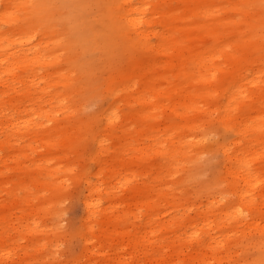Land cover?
Segmentation results:
<instances>
[{
  "label": "rangeland",
  "instance_id": "obj_1",
  "mask_svg": "<svg viewBox=\"0 0 264 264\" xmlns=\"http://www.w3.org/2000/svg\"><path fill=\"white\" fill-rule=\"evenodd\" d=\"M0 62V264H264V0H0Z\"/></svg>",
  "mask_w": 264,
  "mask_h": 264
},
{
  "label": "bare ground",
  "instance_id": "obj_2",
  "mask_svg": "<svg viewBox=\"0 0 264 264\" xmlns=\"http://www.w3.org/2000/svg\"><path fill=\"white\" fill-rule=\"evenodd\" d=\"M126 1L129 2V0H126ZM130 6H131V5H130ZM139 9H140V8H138V7H133V6H131L130 9H129V12H127L126 17H127L128 15H131L133 12H135V11H137V10H139ZM146 10H148V8H146V9H142V11H144V12H146ZM154 11L157 12V11H158V8H155ZM144 12H143V13H144ZM156 14H158V12H157ZM126 17H125V18H126ZM128 22H129L131 25H134V26H136V25L141 26L142 23L144 22V19H143V18H131V19H128ZM140 32H141V31H140ZM188 37L191 39V34L188 33ZM160 46L162 47V45H160ZM38 54L42 55L43 52H42V51H39ZM180 59H181V58H180ZM0 63L2 64L3 62H0ZM199 63L202 65L201 62H199ZM182 68H183V67H182ZM241 92H242V91H241ZM179 103H182V105H183L186 109H187V108H193L194 106L197 105V102L194 101V96H193L191 93H183V94H181V96L179 97ZM248 123H249V121H248ZM196 125H197V124H196ZM246 125H247V124H246ZM246 125H244V126L246 127ZM187 127H188V126H187ZM192 127L196 128V127H198V126L193 125ZM183 128H185V126H184ZM180 135H184V131H183V129L180 130ZM230 158H233V159H236V160H240L239 155H235L234 157H230ZM238 172L240 173V171H238ZM244 172H245V170H244ZM246 173H248V172H246ZM241 181L244 182L245 184H247L248 179H247V177L245 176V174L242 175ZM230 187H231V189H235V191H237V192L240 191V190L238 189L237 182H236L235 185L232 184ZM135 193L138 194V197H139V196L142 194V190H136ZM263 193H264V192H263ZM92 205H93V204H92L91 202H88L86 206H87V208L89 209L90 207H92ZM210 229H211V227H210ZM196 235H197V234H196ZM111 262L118 263V264H129L128 262L121 261V260H111ZM161 264H167V262H164V263H161ZM169 264H174V263H169Z\"/></svg>",
  "mask_w": 264,
  "mask_h": 264
}]
</instances>
